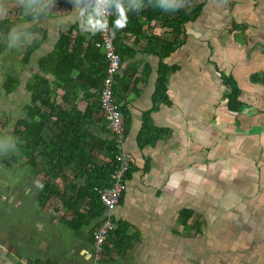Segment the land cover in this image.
Returning <instances> with one entry per match:
<instances>
[{
  "label": "crops",
  "instance_id": "0c3cea01",
  "mask_svg": "<svg viewBox=\"0 0 264 264\" xmlns=\"http://www.w3.org/2000/svg\"><path fill=\"white\" fill-rule=\"evenodd\" d=\"M73 7L55 0L33 24L10 0L0 23L14 20L21 36L14 42L0 30V110L13 118L5 121L12 132L39 81L46 103L61 106L66 120L81 116L80 139L92 159L81 162L89 167L76 181L83 185L92 167L110 159L112 136L95 106L104 68L93 48L98 32L82 31L74 16L65 23ZM115 26L123 54L115 91L134 157L128 189L113 211L83 227L68 209L76 191H68V205L46 197L30 168L14 166L0 179V264H264V0H185L169 12L146 6L126 21L115 17ZM57 64L77 67L60 83ZM162 64L171 68L166 99ZM49 124L47 140L58 131ZM105 216L128 224L125 240L134 243L125 256L117 254L118 235L104 255L96 252L92 230Z\"/></svg>",
  "mask_w": 264,
  "mask_h": 264
},
{
  "label": "trees",
  "instance_id": "16d2710c",
  "mask_svg": "<svg viewBox=\"0 0 264 264\" xmlns=\"http://www.w3.org/2000/svg\"><path fill=\"white\" fill-rule=\"evenodd\" d=\"M186 19H188L187 16L185 20ZM112 23L116 29V36H118L120 32H118V29L115 26V17L112 18ZM14 26V20H11L10 22L4 20L0 23V30H5L8 34L10 29ZM166 47V50H169L175 48V45H166ZM93 48L98 50L95 46V43ZM120 55L122 56L123 54L120 52ZM98 57L101 59V62H99L104 67L99 69L100 72L97 71L99 75L98 83H102L105 72V64L103 62L106 61L102 53L101 55L99 53ZM57 65H60L64 68V70L56 68L52 69V73L60 83L65 81L63 79L64 75H66V79H68L70 77L71 70L77 67V65H68L65 68L62 64ZM170 69L171 68L166 64H162V69L159 72L158 77L159 94L165 99L167 92L166 74L168 71H170ZM10 82L13 85L10 89H8L9 93L14 90L16 84L15 81ZM259 82L264 84V76L259 79ZM39 86V81L33 84L31 100L32 104L28 105L26 108V117L20 118L16 122L17 124L13 130V136L19 141L18 148L22 150L19 160L14 158V154L12 153L5 156L9 157L13 162L22 165V167L25 169L30 168L29 171L32 172V174H34L38 179L40 178V181L43 184L42 193L44 195L48 197L61 198V200H63L66 205H68V202H71L74 197L76 199L80 198L81 202L75 199V202H73L72 206H70L68 209L69 212L71 211L76 218L74 223L78 224L81 223V221H84L81 226L87 227L92 223L93 219L98 218L105 212V208L98 193L95 191V187L105 188L111 185V174L114 173V163L117 149H115L114 143L112 141L110 159L106 163L97 164L95 167H92L90 174H88V178L84 184L78 185L76 181L83 178V176L87 174V169L89 168L86 165L85 167H82L81 162H91L92 160L85 156V146L82 144V140L80 139L81 129L79 125L82 121V118L81 116L75 114L66 120L64 115L65 113L62 112L61 106H55V104L51 103L50 100L48 101L49 104L46 103V92L39 91ZM38 103H40V106L37 105ZM95 106H98L97 109H100L99 103H97ZM42 107H44V109H42ZM47 107H50L49 113H47V110H45ZM121 110L124 112L123 108H121ZM48 123H50L49 125H51V128L54 125L58 130L53 132V136L50 140H47L43 136L44 128ZM70 124L73 126L65 127V125ZM2 125L4 129L6 124L2 123ZM107 126L109 127L108 124ZM133 164L134 163H132V166L126 173L127 183L129 181V175L131 176V173L133 172ZM69 184L72 185L71 190L73 192L76 191L74 192V197L68 196L67 192H65L66 188H69ZM108 219L111 221L112 227L110 230H108L110 236L109 240H107L103 245L102 255H104L106 250L110 249L108 245L111 236L117 237L118 235L120 239L115 243L117 254L120 256H125L132 248L134 243L129 239L125 240L127 237L126 233L129 231L128 224L121 221L116 223L115 220L110 217ZM99 227L97 226L95 229ZM95 229L92 230L93 243L95 241V238L93 237V232ZM38 264L53 263H44L39 260Z\"/></svg>",
  "mask_w": 264,
  "mask_h": 264
},
{
  "label": "clouds",
  "instance_id": "9594fccd",
  "mask_svg": "<svg viewBox=\"0 0 264 264\" xmlns=\"http://www.w3.org/2000/svg\"><path fill=\"white\" fill-rule=\"evenodd\" d=\"M14 2L16 4H18L23 9V14L25 16L31 15V19H32L33 24L37 23L39 21L40 17L44 13L51 11L52 8L55 6V0H41L39 7H37V0H14ZM129 2H130V0H95V2H93V0H69V3L73 4L74 7H73V10L70 12V15L68 17L64 18V22L67 23V22L71 21L73 16H74L75 19L79 22V26H80L82 31L91 32L94 34L98 31H104L107 29L108 19L111 16H112V18H113V16H115L117 20L126 21L128 12H139L140 10H142L146 6L156 7V8H159L160 10H162L164 12L176 11V10H179L181 7L184 6L185 0H149L148 5H144L143 0H141V4L138 8H130L128 6ZM9 4H10V0H0V17H4L8 14ZM112 18H111V23H112ZM112 26L114 27L113 23H112ZM115 31H116V29H115ZM9 35L12 36L14 42L18 41L20 39V36H21L20 33L16 32L15 26L10 29ZM29 35H32V33H29ZM116 35H117V33H116ZM97 39H98V36H97ZM11 46H15V43ZM121 65H122V63H121ZM120 69H121V67H120ZM105 71H106V64H105ZM119 72H120V70H119ZM104 78H105V73H104ZM103 81H104V79H103ZM115 85H116V83H115ZM115 85L113 88H114V94L116 97ZM102 86H103V82H102ZM101 89H102V87H101ZM116 99H117V97H116ZM117 102L119 104L118 106L120 108V111L122 112V110H121L122 107H120L121 104H120L118 99H117ZM100 104H101V90H100L99 106H100ZM100 111L102 112V114L104 116L106 124L109 125V122L107 121L105 113L102 110L101 106H100ZM122 114H123V122H124V147L126 149L127 129H126V123L124 120V113L122 112ZM8 118H10V116L6 117L5 113L3 112L2 115L0 116V125H2V123H5V121ZM4 129H6V130L9 129V123H8L7 127H5ZM108 129L111 133L112 141H113L114 147L116 149L115 135L111 131L110 125H109ZM4 134H2L1 137H3ZM7 140L9 142H11L9 146H5L2 142H0V155H1L0 160L4 161V162L7 161L8 163H10L9 161H11L12 163H14V165L12 163H10L11 167L8 168V169H12L14 166H20V164L13 162L10 158L6 159V156H5V155H8L10 153L14 154V150H17L18 145H19L18 139L13 136V130H12V136L7 137ZM126 151L128 153H130L127 149H126ZM116 156H117V151H116ZM132 158H133V161H132V163H133L134 162L133 155H132ZM116 164H117V161H116V157H115L114 172L116 170V168H115ZM3 165H4V163H3ZM111 178H112V174H111ZM38 180L40 183H42L40 181V178ZM125 181H126V184L128 186L129 182L127 183L126 177H125ZM70 185L71 184H69V188H66L65 192H67L68 196L73 197L68 192V191H72ZM42 188H43V184H42ZM123 194H122V196H123ZM51 198H57V197H51ZM121 199H122V197H121ZM60 200H61V198H60ZM61 201H63V200H61ZM120 202H121V200H120ZM120 202H119V204H120ZM113 210H111V211H113ZM105 211L111 212V211H108L106 208H105ZM107 218H109V216H105V218L103 219L100 226L103 224V222ZM93 245H94V243H93ZM94 248H95V246H94ZM95 250H96V248H95ZM102 251L98 252L96 250V252H98V253H102Z\"/></svg>",
  "mask_w": 264,
  "mask_h": 264
},
{
  "label": "built area",
  "instance_id": "2783aa9c",
  "mask_svg": "<svg viewBox=\"0 0 264 264\" xmlns=\"http://www.w3.org/2000/svg\"><path fill=\"white\" fill-rule=\"evenodd\" d=\"M93 2H95V0H93ZM111 18L112 16L108 19L107 29L98 31V39L95 41L96 48L104 55L106 61L100 106L109 122L111 131L115 135V145L117 149V164L115 166L116 170L112 174L111 185L105 188L95 187V191L98 193L103 206L108 211L116 208L121 200L122 194L128 188L125 177L133 161L132 155L128 153L124 147L123 114L118 106L119 104L113 88L121 67L122 58L116 51V31L112 26ZM111 227V221L107 218L98 229L94 230V246L98 252L103 250V245L109 239L108 230H110Z\"/></svg>",
  "mask_w": 264,
  "mask_h": 264
},
{
  "label": "rangeland",
  "instance_id": "374dc122",
  "mask_svg": "<svg viewBox=\"0 0 264 264\" xmlns=\"http://www.w3.org/2000/svg\"><path fill=\"white\" fill-rule=\"evenodd\" d=\"M1 115H2V111L0 110V116ZM10 123L11 124L14 123L13 118H10ZM2 134H4L3 137H1ZM10 136H12V132H11L10 126H9V129L6 130V129H3V125H0V142H2L5 146H9L11 142H9L7 140V137H10ZM0 158H1V155H0ZM9 162L12 163L11 161H9ZM3 163H4V161L0 160V179H4L6 177H11V175H13V168L12 169H8V168L3 166ZM12 164L14 165V163H12ZM1 169H3L4 171H1ZM9 184H7V185H9ZM40 187H42V183H40ZM41 194H43V193H41ZM44 199H45V196H44Z\"/></svg>",
  "mask_w": 264,
  "mask_h": 264
},
{
  "label": "bare ground",
  "instance_id": "6f19581e",
  "mask_svg": "<svg viewBox=\"0 0 264 264\" xmlns=\"http://www.w3.org/2000/svg\"><path fill=\"white\" fill-rule=\"evenodd\" d=\"M98 229V228H97Z\"/></svg>",
  "mask_w": 264,
  "mask_h": 264
}]
</instances>
